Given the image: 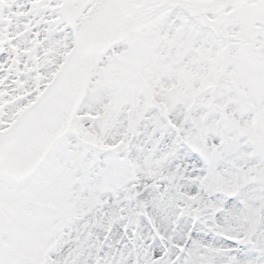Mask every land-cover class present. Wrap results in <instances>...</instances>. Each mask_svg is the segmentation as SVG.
I'll return each mask as SVG.
<instances>
[{"label": "snow or ice", "instance_id": "1", "mask_svg": "<svg viewBox=\"0 0 264 264\" xmlns=\"http://www.w3.org/2000/svg\"><path fill=\"white\" fill-rule=\"evenodd\" d=\"M0 264H264V0H0Z\"/></svg>", "mask_w": 264, "mask_h": 264}]
</instances>
